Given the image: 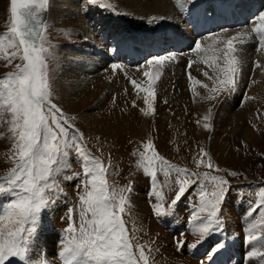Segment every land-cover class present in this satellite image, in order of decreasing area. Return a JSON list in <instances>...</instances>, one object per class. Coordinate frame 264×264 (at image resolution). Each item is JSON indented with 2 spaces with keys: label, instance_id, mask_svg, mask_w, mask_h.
I'll use <instances>...</instances> for the list:
<instances>
[{
  "label": "rangeland",
  "instance_id": "1",
  "mask_svg": "<svg viewBox=\"0 0 264 264\" xmlns=\"http://www.w3.org/2000/svg\"><path fill=\"white\" fill-rule=\"evenodd\" d=\"M170 1L183 26L188 28L198 22L195 28L201 31V33L190 31L191 36L188 34L184 35L182 39L176 38L177 42H174L173 46L169 44L168 39L170 24L160 18L148 17V19L141 17L138 12H135L133 8L126 4L125 0H51L46 21L45 36L47 43L45 47L49 48L47 64L52 101L68 118L67 124L74 126L69 127V137L78 129L80 133H83V144L86 150L108 166L107 179L109 183L118 189L131 188L130 192L126 191L124 193L129 199V204L123 214V219L133 239V244L145 246L146 254L150 258L149 264H210L214 259L227 254L232 245L239 246L238 250H235L238 259L236 261L233 259V264H264V256L250 255L253 251L264 253V239L249 242L247 240L248 233L246 232L251 224L259 221L261 216L264 215V207L257 208L260 202L259 193L264 189V98L256 96V93L253 96L248 95V89H251L250 82L254 79L255 70L257 71L256 63L262 57L257 56L258 54L264 55V49L259 47L257 35L252 32V28L258 23L255 19L256 16L260 12H264V4H261V8L256 10L253 14L254 17L247 20L245 25L226 28L218 33H206L205 31L210 28V23H204V16L201 13L203 7H200L199 16L193 17V22L186 23L184 20H186L191 10L196 11V8L203 3L209 5L206 16L211 17L216 10L215 0H185L184 11L177 6L176 0ZM57 3H60L59 9L67 10L66 3L71 7H75L77 16L93 31L95 35L94 44L100 48L108 47L111 59L107 65L108 70L111 69L112 75L114 74L113 76L119 78L112 84V89H109L104 96L99 97L100 99L97 100L104 101V104L106 103L107 107L110 108H113L116 104L118 111L122 110L121 112L124 114L120 115L119 118L117 117L120 123L126 124L127 119L130 123L132 119L136 121L140 115L142 117L139 108L147 106L145 103L147 94L138 91L131 81L135 80L142 87H147L149 78L144 75L146 71H151L154 76L157 74L159 76L152 84L155 91V98L152 100L154 112L141 120V126H144L145 133H141L138 138L128 137L127 134L122 135L118 138L119 144L117 149L112 150V152L115 150L113 153L105 148L106 143L102 141L100 135L90 131L87 123L83 121V118L89 114H94L98 118L101 117L100 113L103 111L100 109L101 106H98L100 104H96L97 100L94 101L91 98L81 108L75 106L77 105L76 102L74 108L72 102L67 98L62 66L71 63V61H69V57L63 55L67 51L80 46L78 42L84 36L75 35L73 29L65 25L70 20L66 18L65 20L62 16L57 17L54 14ZM104 3L110 4L111 7H102L101 5ZM258 4L256 0H231L230 8L224 13L225 17H230L235 7L239 5L241 10H246L247 7L257 6ZM10 15L9 0H0V34L8 31ZM105 25L110 27L109 31L106 30ZM242 29L250 30V33H247L250 38L243 44L238 41H234V44L237 48L235 55L240 61V71L236 79L240 82L244 76V86L242 85L240 88L238 84L239 87L237 88L223 90L226 86L219 83V80L223 79V74L218 71L216 83L212 88L216 87L222 90L216 92L217 94L212 92L206 94V101L202 106L197 102L191 104L181 103L182 105L178 103V106L176 102L171 101L172 98H169L166 90L168 89L169 80L175 76L174 74L177 71L188 77L189 85L186 87L190 88L192 84L198 88V83L192 81L193 74H189L190 68L188 67L189 62L193 61L191 56L195 53L193 51L194 43L214 35L230 32L238 34ZM184 38L190 39L187 42H182ZM186 43L190 45V50L184 46L179 51L175 50L176 46ZM146 45L148 48H146ZM163 46L169 48L167 50L164 48V51H161ZM249 49H252L256 55L254 54L253 62L251 61L252 66L249 64L252 71L250 70V74L246 76L241 74V68L243 67L241 56ZM160 51L161 53H159ZM147 54L148 56L144 57ZM158 55H174L175 59L166 61L162 67L155 64L149 66L146 63L147 60ZM217 56L220 57L217 63L222 67L223 53L218 52ZM167 62L168 64L174 63L176 67H173L172 70L170 68L168 72L165 68ZM17 64L22 65L23 61L16 58L9 63L8 60L0 59V78L5 77L10 72L17 71ZM113 64H119L121 67L113 71L111 67ZM258 69L262 71V68L258 67ZM236 89L240 92L238 95L235 93ZM210 95L216 98L208 99L207 97ZM233 97H236L234 101ZM157 99L159 100L157 101ZM228 99L230 103L226 104ZM223 107H226L229 112L222 111ZM205 117H209V119L206 120ZM7 119V117L0 119V160H2L0 161V177L6 175L14 167L11 157L13 156L12 146L15 140L9 131L10 125ZM103 119L106 123L112 122L110 118ZM123 124L122 127L125 126ZM205 124H209L210 127L205 128ZM181 130L185 133L182 134ZM186 131L191 132L189 137L186 136ZM149 140H151L160 156L163 155L171 164L176 163L175 165L178 167L188 169L189 176L191 173H197L202 177L207 172L210 175L222 176L228 181L225 199L221 203L219 228L222 231H213L195 249L189 247V245L197 243L199 240V237L194 235L191 230V215L198 209L199 184L203 181L202 179L198 180L196 184L188 189L181 201L173 206L171 201L178 191V174L172 172L166 176L158 169L156 178L153 180L142 168L138 167L139 153L145 151L144 145ZM170 143L171 145H167ZM163 149L165 152L161 151ZM204 152L208 153V156H204ZM209 157L213 165L212 168L207 167ZM69 159L70 167L61 169L55 177L64 191L58 194L59 198L55 205L42 211L36 231L31 237L30 255L33 260L39 256L48 259L45 250L40 246L44 237L50 234L56 240V248L51 254V259H54L56 264H64L63 253L68 235L65 230L72 222L69 220L70 210H75L74 218L77 224L79 223V195L84 191L82 181L85 177L82 175V165L78 162L79 157L74 151L70 152ZM201 160L204 163H200ZM217 168H219V171H216ZM232 173H236V175L233 176ZM68 177H71V179H68ZM191 179H196V177H191ZM158 193H162L164 196L163 204L168 211V215L157 216L154 211V205L161 202ZM138 197L142 198L144 208H138L133 204L134 199ZM12 198L10 194H0V212ZM154 226L157 227L154 228ZM150 229L161 232L162 235L168 234L169 237L164 240L166 243L159 246L154 237L157 234L156 231L152 233ZM179 240L184 242L183 248L177 247V241ZM218 243H222L224 247L212 257V260H208L207 256ZM202 248L204 251L199 256H194L188 252L191 249L199 250ZM49 262L48 264L51 263ZM11 264H25V262L12 258Z\"/></svg>",
  "mask_w": 264,
  "mask_h": 264
},
{
  "label": "snow or ice",
  "instance_id": "2",
  "mask_svg": "<svg viewBox=\"0 0 264 264\" xmlns=\"http://www.w3.org/2000/svg\"><path fill=\"white\" fill-rule=\"evenodd\" d=\"M50 3L51 0H9L10 27L7 32L0 34V59L8 60L9 63L16 58L23 61L22 65H16L17 71L0 78V119L8 118L9 131L15 140L11 157L14 167L0 177V194H10L13 197L0 212V264H11L12 258L24 261L25 264H48L44 256L35 260L31 258V237L36 231L42 211L55 205L58 194L64 191L55 177L61 169L70 167L71 151L79 157L78 162L82 165L85 179L82 181L84 191L79 195L78 224L74 218L75 210H70L69 213V220L72 222L65 230L68 235L63 253L64 264H149L150 258L145 246L133 244L123 219L129 204L124 193L130 192L131 188L118 189L109 183L108 166L86 150L83 133L78 129L69 137V127L74 126L67 124L68 118L52 101L47 64L49 48L45 47V14ZM176 4L182 11L185 10V0H176ZM101 6L111 7L107 3ZM255 19L258 23L252 28V32L259 39V47L264 49V12H260ZM249 38V34L240 33L223 41L224 48L215 50L223 53L222 67L216 63L219 56L202 57L206 64L223 74V79L219 80L220 85L226 86L223 90L236 87V76L240 71L234 41L243 44ZM218 43H221L219 37L213 40V44ZM207 50L202 48L199 41L194 43V52ZM174 59V55H158L146 63L162 67L166 61ZM111 67L115 71L121 65L113 64ZM188 67H192L191 61ZM144 75L149 78L147 87H142L135 80L131 83L138 91L147 94L145 103L148 110L144 114L149 115L154 112L152 100L155 98V91L152 84L159 76H154L151 71H146ZM204 75L207 76V73ZM220 90L222 89L213 87L209 91L216 93ZM207 98L216 97L210 95ZM204 127L209 128L210 125L205 124ZM144 148L145 151L139 153L138 167L153 180L158 169L166 176L172 172L178 174V191L171 201L173 206L181 201L192 185L198 180L203 181L199 184L198 209L191 215V230L199 240L189 247L195 249L213 231H222L219 228L221 203L225 199L228 181L222 176L207 172L202 177L197 173L189 176L188 169L171 164L160 156L151 140ZM203 155L208 156V153L204 152ZM200 163L204 161L201 160ZM207 167H213L210 157ZM232 175L235 176L236 173ZM158 194L161 202L154 205V211L157 216L168 215L163 204L164 196L162 193ZM259 201L257 208L264 207V189L259 193ZM246 232L249 242L264 239V215L251 224ZM177 247L183 248L184 242L177 241ZM223 247L222 243H218L207 259L212 260ZM250 255L264 256V253L253 251Z\"/></svg>",
  "mask_w": 264,
  "mask_h": 264
},
{
  "label": "bare ground",
  "instance_id": "3",
  "mask_svg": "<svg viewBox=\"0 0 264 264\" xmlns=\"http://www.w3.org/2000/svg\"><path fill=\"white\" fill-rule=\"evenodd\" d=\"M256 1L259 3L260 6H262L261 4H264V0H256ZM125 2L128 6L133 8V10H135V12H138L139 13L138 15H140L141 17H144V18L164 17L163 20L166 23L171 25V26L169 25L170 31H168L170 40L177 41L176 38L182 39L184 35L186 36L188 34H189V36H191L190 35L191 30H189L186 26H183V23L179 19V15L174 10V8H173L174 6L170 0H125ZM59 4L57 5V9L55 10L54 14L57 17L62 16L64 19L66 18V19L70 20L65 25L68 27H71L73 29V33L75 35L84 36L82 38V40H80L78 42V44L80 46H77L75 49L67 51L66 53H64L63 56L69 57V61H71V63H69V64L66 63V64H63V66H62V68H63V75L62 76L65 80L64 82H66V84L64 86H66L65 90H66V94L68 95L67 98H69L70 102H72L71 103L73 105L72 107H74V105L77 102V105H75V106H78L81 108V107L85 106L86 103L91 100V98L95 101L97 99H100L99 97L104 96V94L107 93L109 91V89L110 90L112 89V87H113L112 84H114V82L117 81V79L119 77L117 78V77L113 76L114 74L112 75L111 69L108 70L109 67L107 65H108L109 61H111L110 52H109L108 47H106V48L101 47L100 48L94 44L95 35H94L93 31L87 25L84 24V21L79 16H77L75 7H71L70 5H68V3H66L68 6L67 10L59 9ZM203 11H204V9L202 8L201 9L202 16H204ZM135 16H137V15H135ZM155 16H158V17H155ZM242 17L244 18V16H242ZM138 18H139V16H138ZM248 18L249 17L247 16V17H245L246 20L245 19L244 20L247 21V20H249ZM105 28H106V30L108 29V31L110 29L109 26H106ZM195 32L201 33V31L197 28L194 29V33ZM239 33H250V30L242 29L241 31H239ZM232 35L237 36V33H232V32L224 33L222 35H214V36L206 37V38H203L202 40H200L202 48L208 49V50L206 52H199V53L195 52L191 56L193 61H192V67L190 68V71H189V74H193L192 75V81L193 82L199 81L198 88L193 86L192 84H191L192 89H191V86H190V88L186 87L187 85H189L188 81H187L188 77H185L184 74L177 71L174 74L175 76L173 78H172V76H170L172 79L169 80L170 81L169 84L167 83L168 89L166 90V93H168L169 98H172L171 101L176 102V104L178 106L181 103L182 104L183 103L191 104L192 102L193 103L197 102L199 105L202 106V104L206 101L205 95L210 93L209 90L216 83L217 73H218V70H214L212 67L209 66V64H206L204 62V60L202 59V57H206V56L210 57L213 55L217 56L218 51H215V50L221 49L222 46H224L223 41H226L227 39L233 37ZM217 37H219L221 39V43L213 44V40H215ZM189 39L190 38H187V39L184 38V40H186V41H188ZM167 44H168V42H167ZM209 45H211L212 47L209 48ZM146 48H148L147 45H146ZM254 54L255 53H253L252 49H249L248 51L244 52V54H242V56H241V58H242L241 65H243V67L241 68L242 69L241 70L242 75L247 76V74H250V72L252 71L249 68V64L252 66L251 63L253 62L252 60H253ZM52 56H54V55L52 54ZM259 56L260 57L262 56V57L260 60H258V63H256V61H255L257 71L256 70H255V72L253 71L254 72V79H252V81L250 82L251 83L250 84L251 89L250 88L248 89L249 90L248 95L253 96V94L256 93V96L263 99L264 98V55L258 54L257 57H259ZM62 63H64V62H62ZM216 63H217V61H216ZM166 64H167V66H165V68L167 69V71L170 68L172 70L173 67H176L174 63L168 64V62H167ZM257 65H259V68H262V71H260L258 69ZM190 72H192V73H190ZM204 73H207V76H205ZM189 74H187V75H189ZM209 77H211L212 79H209ZM244 83H245V81H244V76H243L242 80L240 82L237 80L236 88L239 87V85L241 88V86ZM116 84H117V82H116ZM205 85H207V87H205ZM60 88H61V86H60ZM114 91H116V90H114ZM189 92H190V95H189ZM109 93H111V92H109ZM235 93L238 95L240 92L238 91V89H236ZM236 97H233V101L235 100ZM159 99H157V101ZM233 101H232V103H233ZM97 103L100 104L98 106H101L100 109H101V111H103L100 113L101 117L98 118L94 114H89L83 118V121H85V123H87L90 131H93L94 133L96 132L97 134L100 135L102 141L106 143L105 148L109 149L110 152H112L113 149H117V146L119 144L118 138L121 137L122 135L127 134L128 137L131 136L134 138H138V137H140L141 133H145V129L143 128L144 126H141V120H143V117L147 116L144 114V112L148 110L147 106H142L141 108H139L140 113H142V117L140 115V117L136 121H134L132 119L131 123L127 119L125 122L126 124H123V123H120L118 120L119 116L123 114L121 112L122 110L118 111V109L116 108L117 107L116 104L115 105L113 104L114 105L113 108H110V107H107L106 103L104 104V101L97 100L96 104ZM207 103H209V102H207ZM227 103H230L229 99L227 100L226 104ZM120 107H123V106H120ZM77 109H76V111H77ZM226 109H227L226 107H223L222 111L227 112L228 110H226ZM106 117L110 118L111 121L113 122V124H112V122L106 123L105 120L103 119V118L106 119ZM164 118H166V117H164ZM100 119H103V120H100ZM122 124L125 126L122 127ZM183 125H184V123H183ZM181 127H182V125H181ZM181 127H180V129H181ZM182 129L184 130L185 128H182ZM182 132H183L182 134L185 133L184 131H182ZM190 133H188V131H186V136L189 137ZM191 135H190V137H191ZM195 139H196V137H195ZM198 139H199V137H198ZM188 140H190V139H188ZM167 145H171V143L167 144ZM178 145L180 146V144H178ZM172 150H173V148H172ZM161 151L165 152L164 149ZM184 152H186V151H184ZM0 161H2V160H0ZM133 204L135 206H137L138 208H144V203L142 201V198L138 197V198L134 199ZM134 209H136V208H134ZM155 227H157V226H154V228ZM155 231H152V233ZM156 233H157L156 235L154 234L155 236L153 235L156 239V243L159 246L164 245V243H166V241H164V240H165V238H168L169 235L163 234L164 235L163 236L161 234V232H158V231H156ZM55 243H56L55 237L53 235L47 234L44 237V240L40 246V248L45 250L44 251L45 255L48 257L47 261H50L51 262V263L49 262L50 264H56L54 259H51V254H52L53 250L56 248ZM237 248H239L238 245H232L230 247V249L228 250L227 254L221 255L217 260H213L210 264H233V262H232L233 259H234V261H236L238 259V256L236 255L237 251H235ZM203 251H204L203 248L199 249V250H193V249L188 250V252L194 256L201 255L203 253Z\"/></svg>",
  "mask_w": 264,
  "mask_h": 264
},
{
  "label": "water",
  "instance_id": "4",
  "mask_svg": "<svg viewBox=\"0 0 264 264\" xmlns=\"http://www.w3.org/2000/svg\"><path fill=\"white\" fill-rule=\"evenodd\" d=\"M47 18H48V11H47V13L45 14V22L47 21Z\"/></svg>",
  "mask_w": 264,
  "mask_h": 264
}]
</instances>
